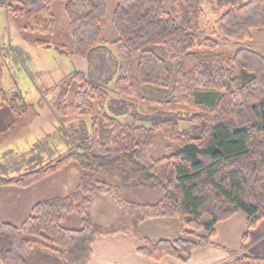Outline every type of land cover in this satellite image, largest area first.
Instances as JSON below:
<instances>
[{"label": "trees", "instance_id": "trees-1", "mask_svg": "<svg viewBox=\"0 0 264 264\" xmlns=\"http://www.w3.org/2000/svg\"><path fill=\"white\" fill-rule=\"evenodd\" d=\"M53 1L64 3L70 43L37 39L34 46L79 60L92 56L100 64L110 58L101 54L106 51L101 38L107 18L105 0H7L6 11L22 21L23 32L51 37L56 28ZM202 1L176 0L167 9L165 0H116L111 25L117 39L110 44L117 70L114 89L83 72L61 80L54 106L57 116L72 113L79 120L70 136L73 148L37 170L12 179L0 177V186L29 188L74 162L84 174L72 194L39 202L21 226L0 222L1 264H33L34 256L40 264L49 263L50 256L52 264H89L96 239L119 234L139 239L142 247L137 253L152 261L168 257L187 263L195 250L215 246L218 223L244 214V239L264 220V57L237 49L228 58L216 52L218 44L213 39L199 40ZM209 4L217 17V31L226 41L244 43L251 40L253 31H264V0H211ZM150 47L162 48L174 64V74ZM133 61L137 84L170 91V101L155 103L137 93L129 76ZM7 95L0 89V101ZM12 96L20 100L17 94ZM136 101L192 110L186 121L198 125L195 134L182 132L169 119L150 126L121 123L118 119L128 115ZM157 134L172 145L161 158L151 156ZM127 165L137 168V173L146 171L161 186L158 203H129L120 188L97 177L98 172L107 175ZM103 196L124 213L138 216L120 229L96 227L88 213L92 202ZM72 215L80 218V229L62 227ZM159 219L177 220L180 236L195 241L152 243L141 238L139 225ZM227 264H264V257H241Z\"/></svg>", "mask_w": 264, "mask_h": 264}, {"label": "rangeland", "instance_id": "rangeland-1", "mask_svg": "<svg viewBox=\"0 0 264 264\" xmlns=\"http://www.w3.org/2000/svg\"><path fill=\"white\" fill-rule=\"evenodd\" d=\"M30 2L31 0H22ZM107 18L102 26V36L106 46L104 54L107 58L100 64L94 63L92 56L85 60L63 57L54 51H48L34 46L37 39L49 44L68 46L70 43L67 20L63 12L64 3L53 1L51 11L55 17L56 28L53 36L39 37L22 30V21L11 18L6 11L7 0H0V89L8 95L0 101V177L12 179L22 174L37 170L42 165L55 159L68 148L72 149L73 137L78 126V118L70 113L68 117L56 115L55 101L58 96L57 84L73 72H83L89 78L114 89L117 77L116 60L110 44L117 39L111 25V16L116 0H105ZM176 0H165L168 9ZM211 0H203L200 5V19L197 27L199 40L210 38L217 42L216 52L230 58L237 49H245L264 57V31L252 32L251 40L235 44L226 41L218 33L216 18L210 12ZM88 9L82 11L86 13ZM150 51L165 60L174 74V64L160 47H150ZM197 51H203L200 48ZM107 52V53H106ZM100 53V52H99ZM108 61L109 64L106 63ZM94 64V65H93ZM136 62L130 67V81L137 93L155 103H167L171 99L170 91L151 87H141L137 84L135 74ZM96 67V68H95ZM20 98L16 100L12 94ZM199 93H206L199 91ZM213 95V94H212ZM113 99L117 96L112 94ZM210 97V96H209ZM13 99V100H10ZM131 105V104H130ZM117 110V107H115ZM120 112V110H119ZM192 110L178 105L145 104L136 101L128 109V115L118 120L127 125L150 126L153 122L174 120L179 129L189 135L195 134L198 126L186 121ZM132 114V115H130ZM184 119L183 122L180 120ZM171 143L161 134H157L151 150L153 158H161L168 154ZM137 168L122 166L110 173H96L99 180L120 188L123 199L135 205H154L162 198L161 186L149 179L146 171L137 173ZM84 172L77 163H70L61 172L49 177L29 188L0 186V222L21 226L30 216L31 209L39 202L54 198H65L72 194ZM94 203V204H93ZM100 205L98 207L97 205ZM88 216L93 225L104 230L126 227L137 213L129 215L108 196L96 198L92 202ZM80 218L76 215L68 217L64 228L80 229ZM151 232V228L146 227ZM202 235L201 232L197 233ZM184 240H193L180 236ZM38 251L35 252V254ZM53 255L52 253H49ZM33 264H40L35 258ZM52 264L50 256L49 263Z\"/></svg>", "mask_w": 264, "mask_h": 264}, {"label": "crops", "instance_id": "crops-1", "mask_svg": "<svg viewBox=\"0 0 264 264\" xmlns=\"http://www.w3.org/2000/svg\"><path fill=\"white\" fill-rule=\"evenodd\" d=\"M97 206L100 207L99 204ZM245 222V215L237 213L218 223L214 227L215 246L195 250L187 263L168 257L152 261L137 253L142 247L139 239L132 235L119 234L97 238L91 247L89 264H227L241 257H264V220L243 239L246 232ZM148 226L152 229L151 232L146 230ZM138 231L141 238L152 243L162 240L174 242L181 238L179 224L175 219L149 220L140 224Z\"/></svg>", "mask_w": 264, "mask_h": 264}]
</instances>
